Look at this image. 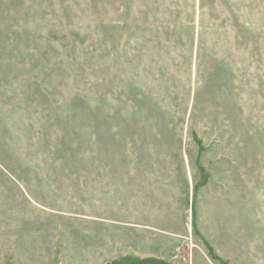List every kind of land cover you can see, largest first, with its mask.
<instances>
[{
	"label": "rangeland",
	"instance_id": "1",
	"mask_svg": "<svg viewBox=\"0 0 264 264\" xmlns=\"http://www.w3.org/2000/svg\"><path fill=\"white\" fill-rule=\"evenodd\" d=\"M127 259L264 264V0H0V264Z\"/></svg>",
	"mask_w": 264,
	"mask_h": 264
},
{
	"label": "trees",
	"instance_id": "2",
	"mask_svg": "<svg viewBox=\"0 0 264 264\" xmlns=\"http://www.w3.org/2000/svg\"><path fill=\"white\" fill-rule=\"evenodd\" d=\"M126 263H130V264H158L157 262H154L151 260L149 261V260H136V259H133V260L127 259V260L120 262V264H126Z\"/></svg>",
	"mask_w": 264,
	"mask_h": 264
}]
</instances>
